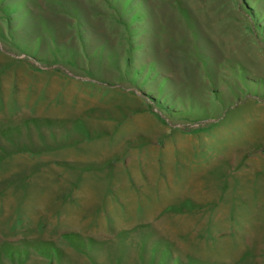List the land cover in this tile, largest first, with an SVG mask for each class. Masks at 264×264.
<instances>
[{
    "label": "rangeland",
    "instance_id": "1",
    "mask_svg": "<svg viewBox=\"0 0 264 264\" xmlns=\"http://www.w3.org/2000/svg\"><path fill=\"white\" fill-rule=\"evenodd\" d=\"M264 0H0V264H264Z\"/></svg>",
    "mask_w": 264,
    "mask_h": 264
},
{
    "label": "trees",
    "instance_id": "2",
    "mask_svg": "<svg viewBox=\"0 0 264 264\" xmlns=\"http://www.w3.org/2000/svg\"><path fill=\"white\" fill-rule=\"evenodd\" d=\"M254 84L264 85V82H258V81H256V82H254ZM173 264H178V261L173 262Z\"/></svg>",
    "mask_w": 264,
    "mask_h": 264
}]
</instances>
